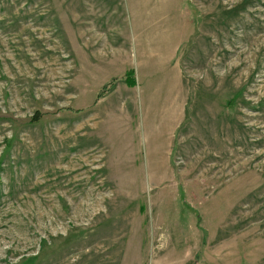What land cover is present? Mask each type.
<instances>
[{"label":"rangeland","instance_id":"1","mask_svg":"<svg viewBox=\"0 0 264 264\" xmlns=\"http://www.w3.org/2000/svg\"><path fill=\"white\" fill-rule=\"evenodd\" d=\"M0 264H264V0H0Z\"/></svg>","mask_w":264,"mask_h":264},{"label":"crops","instance_id":"2","mask_svg":"<svg viewBox=\"0 0 264 264\" xmlns=\"http://www.w3.org/2000/svg\"><path fill=\"white\" fill-rule=\"evenodd\" d=\"M177 49L174 51L176 52ZM176 54L173 55V63H174V58H175ZM176 65V68L178 70V74L180 75V69L178 67L177 64H174ZM181 86V81H180V78H179V85H178V95L179 97L182 95L180 94L182 92V87ZM184 102L182 101V98H180L179 102L177 103V106L175 108V111H174V114H173V121L175 123V130L178 129L179 127V124H181V121L182 119L184 118Z\"/></svg>","mask_w":264,"mask_h":264},{"label":"trees","instance_id":"3","mask_svg":"<svg viewBox=\"0 0 264 264\" xmlns=\"http://www.w3.org/2000/svg\"><path fill=\"white\" fill-rule=\"evenodd\" d=\"M125 83L127 84L128 88L129 87H134L136 85L135 79H134V73L133 71L127 72L125 75ZM230 104V103H229ZM37 116L35 118H33V120H37Z\"/></svg>","mask_w":264,"mask_h":264}]
</instances>
